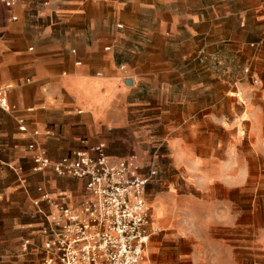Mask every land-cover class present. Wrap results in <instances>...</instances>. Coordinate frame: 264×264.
<instances>
[{
	"label": "crops",
	"instance_id": "obj_1",
	"mask_svg": "<svg viewBox=\"0 0 264 264\" xmlns=\"http://www.w3.org/2000/svg\"><path fill=\"white\" fill-rule=\"evenodd\" d=\"M202 48L226 71L204 74ZM6 85L17 106L15 113L0 108V180L9 209L18 211L8 253H18L26 238L42 242L60 193L71 194L74 209L88 196L85 179L33 170L29 144L36 140L53 161L104 144L111 162L135 155L144 174L152 162L181 170L188 161L185 169L220 195L223 216L202 218L219 234L199 237L195 253H180L181 264H233L232 193L248 185L250 172H234L232 159L264 157V0H18L11 8L0 1V87ZM214 128L224 135L209 133L202 153V130ZM256 178L264 209V171ZM41 183L48 184L44 192L36 189ZM33 200L44 218L30 212ZM152 219L150 242L168 225L167 217ZM248 224H238L245 236ZM245 236L239 240L247 247ZM153 243L148 264H171ZM28 264H39V256Z\"/></svg>",
	"mask_w": 264,
	"mask_h": 264
},
{
	"label": "built area",
	"instance_id": "obj_2",
	"mask_svg": "<svg viewBox=\"0 0 264 264\" xmlns=\"http://www.w3.org/2000/svg\"><path fill=\"white\" fill-rule=\"evenodd\" d=\"M0 1L11 8L18 0ZM9 90L10 85L0 87V108L15 113L17 106L9 101ZM17 121L20 131L27 132L25 120L18 117ZM38 135L34 130L33 136ZM29 148L36 150L34 171L52 168L59 176L85 179L88 196L74 209L68 205L67 193H60L61 201L55 203L60 218H47L42 242L22 241V259L14 264H28L33 255L39 256V264H142L153 222L146 188L156 175L155 169L144 174L135 155L111 162L104 144L72 150L57 161L36 140Z\"/></svg>",
	"mask_w": 264,
	"mask_h": 264
},
{
	"label": "rangeland",
	"instance_id": "obj_3",
	"mask_svg": "<svg viewBox=\"0 0 264 264\" xmlns=\"http://www.w3.org/2000/svg\"><path fill=\"white\" fill-rule=\"evenodd\" d=\"M195 56L197 57V55ZM198 59L204 74H209L210 71L215 73H219L221 70L226 71L225 62L217 56L210 57L206 48L201 49ZM233 69L231 68V70ZM184 70L186 72V69ZM189 74L191 73L189 72ZM185 100L190 102V111H192L193 93L191 90L186 93ZM201 101L202 104H205L208 103L209 99L207 96L202 95ZM209 133H212L213 137L215 133L216 138L224 135L223 130L217 128L202 130V153L209 151ZM237 148L239 147L233 146L234 152H237ZM205 162L202 160V168H204ZM232 162L234 172L241 167L246 168L250 172L248 185L237 186L232 193L233 264H264V225H262L264 223V209L259 207V205H262L259 200L261 198L260 192H263V190L262 188H257L256 178L258 171H264V157H233ZM150 164L151 168L153 167L156 171L155 177L146 188L150 214L154 219H156V215L167 217L168 225H161L162 229L157 230L156 233L158 234H155L152 241L149 242L144 264H148V259L150 260L153 250L156 249L153 241L157 242L155 245L160 246L159 253H161L166 262L181 264L180 253L182 251L195 253L198 247L196 242L202 238V235L210 233V231L219 234V226L213 225V227H210L201 223L203 217L211 216L215 218L220 217V215L223 216L221 197L219 194H215L214 190L208 191L207 188L205 189L208 183L204 182L200 173L195 172L200 174L199 178H195L192 168L185 169L188 161L180 165L181 170L172 168L170 165L171 161L163 169H160L153 162ZM215 165L219 166V163L215 162ZM215 165L211 163L210 168ZM208 169H206V172ZM27 178L25 175L21 177L23 181L25 180V185L28 187ZM5 184L0 180V264H14L22 259L21 245L19 244L18 253H8L7 250H10V246L13 244L10 237L15 233L14 222L15 218L18 217V211L15 208L9 209V196L6 193ZM47 185L44 183L36 184V189L39 191L41 187L42 191L39 192H44ZM70 197L71 194L68 193V200ZM19 198V194L11 196V200L14 201L19 200ZM60 201L59 196L56 202ZM31 202L34 209H30V212H37L38 216L41 215L44 218L38 209L41 202L36 200ZM56 202L54 201L53 203L55 204ZM59 218L60 215L57 214L56 219ZM248 220V235L245 236L246 228L238 224L240 221L247 222ZM8 223L11 224L9 225ZM244 236L249 240L247 247L245 246L247 242L239 240L240 237L242 239ZM208 244L207 241L204 242L206 249H208ZM206 261L208 262L209 259H206Z\"/></svg>",
	"mask_w": 264,
	"mask_h": 264
}]
</instances>
